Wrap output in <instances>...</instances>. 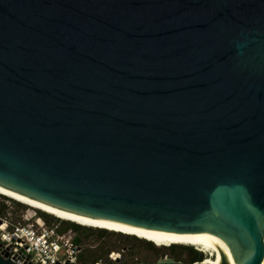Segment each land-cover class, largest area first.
Returning <instances> with one entry per match:
<instances>
[{
	"label": "water",
	"instance_id": "95a60500",
	"mask_svg": "<svg viewBox=\"0 0 264 264\" xmlns=\"http://www.w3.org/2000/svg\"><path fill=\"white\" fill-rule=\"evenodd\" d=\"M0 187L262 264L264 0H0Z\"/></svg>",
	"mask_w": 264,
	"mask_h": 264
},
{
	"label": "rangeland",
	"instance_id": "374dc122",
	"mask_svg": "<svg viewBox=\"0 0 264 264\" xmlns=\"http://www.w3.org/2000/svg\"><path fill=\"white\" fill-rule=\"evenodd\" d=\"M0 209H3L2 211H0V216L2 218H8L11 223L23 221L24 216H27L29 219H31L32 222H36L40 220V218H42L40 213L48 215L50 221L49 223L51 224V226H49L50 224H47V226L57 228L60 233L67 234L68 238H70L71 241L80 248L79 252H81H78V255L83 256V259L80 260H82L81 262L85 264L91 263L92 260L96 257H98L99 261L102 264H109L113 254L119 253L121 251L125 253V260L127 262H155L159 259L166 258H173L175 260L177 259L179 261L188 262V250L179 249L178 253L173 255V257L172 254H169L158 259L159 256L155 251L148 249V247L145 246L143 243L134 242L133 240L127 241L128 238L126 239L127 235L125 234L115 233L114 235L101 238L98 237V235L96 234H89V232L87 231H77L73 228L67 229L68 226H70L69 221L65 222L64 220H61L56 216L33 208L27 204L20 203L2 194H0ZM155 246L160 249L166 247H159L157 245ZM184 246L192 248L193 250L202 253L205 259L211 258L210 255L199 251L193 246Z\"/></svg>",
	"mask_w": 264,
	"mask_h": 264
},
{
	"label": "built area",
	"instance_id": "2783aa9c",
	"mask_svg": "<svg viewBox=\"0 0 264 264\" xmlns=\"http://www.w3.org/2000/svg\"><path fill=\"white\" fill-rule=\"evenodd\" d=\"M79 249L67 234L47 226L42 218L32 222L24 216L23 221L11 223L0 216V253L17 264H80ZM111 260L125 263L120 253Z\"/></svg>",
	"mask_w": 264,
	"mask_h": 264
},
{
	"label": "bare ground",
	"instance_id": "6f19581e",
	"mask_svg": "<svg viewBox=\"0 0 264 264\" xmlns=\"http://www.w3.org/2000/svg\"><path fill=\"white\" fill-rule=\"evenodd\" d=\"M0 194L5 195L11 199H14L20 203L27 204L33 208L44 211L50 215L56 216L60 219L67 220L82 226L92 228H103L115 232H121L123 234L134 235L141 239L151 241L156 245L171 246L173 244H182L193 246L199 251L208 254L211 258L205 259L206 262L213 264H220L223 256L226 255L231 261L232 254L229 246L224 239L216 234L199 235V234H177V233H157L153 231L123 226L106 221H98L87 217H82L76 214H72L60 209H56L50 205H46L40 201L30 199L24 195H20L13 191L0 187ZM191 249V248H190ZM264 264V260L262 262Z\"/></svg>",
	"mask_w": 264,
	"mask_h": 264
},
{
	"label": "trees",
	"instance_id": "16d2710c",
	"mask_svg": "<svg viewBox=\"0 0 264 264\" xmlns=\"http://www.w3.org/2000/svg\"><path fill=\"white\" fill-rule=\"evenodd\" d=\"M3 209H0V211H2ZM40 214L42 216V219L45 221V223L49 225L50 224L49 223L50 222L49 221V216L46 215V214H44V213H40ZM61 220H63V219H61ZM64 221L65 222H68L67 220H64ZM69 225L70 226H68L67 229L73 228L74 230H77V231L78 230H80V231H87V232H89V234L93 233V234L98 235V237H101V238L106 237V236H110V235H114L115 233H121V232H115V231L113 232L111 230H107V229H103V228H95L94 229L92 227L82 226V225H79V224H76V223H73V222H70V221H69ZM49 226H51V224ZM121 234H123V233H121ZM125 235H127L126 236V239L128 238L127 241L133 240L134 242L143 243L145 246L148 247V249H151V250L155 251L158 254V256H159L158 259L159 258H162L164 256H167L169 254H172V257H173V255H175L176 253H178L179 249H184V250H188V256H189V258L187 260L188 262H196V261H203V260H205V257H204V255L202 253H200V252H198L196 250H193L192 248L190 249L189 247H186V246H184L182 244H173L171 246H166V247L163 246V245H157L159 247H165L163 249H160V248H158V247L155 246L156 244L154 245V243H152L149 240L147 241L146 239H141V238L138 239V237L136 238V236L135 237H132L134 235H128V234H125ZM119 253L122 254V256H124V258H125V253L123 251H121ZM80 259H83V256L82 255H80V256L78 255V261H79V263H83V262H81L82 260H80ZM98 262H100V261H99L98 257H96V258H94L92 260L91 263H88V264H96ZM125 263L129 264V263H135V262L134 261H128L127 262L125 260ZM83 264H85V263H83ZM109 264H117V263H114L111 260L109 262Z\"/></svg>",
	"mask_w": 264,
	"mask_h": 264
}]
</instances>
